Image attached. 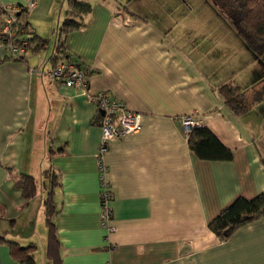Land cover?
Instances as JSON below:
<instances>
[{
  "label": "crops",
  "instance_id": "crops-1",
  "mask_svg": "<svg viewBox=\"0 0 264 264\" xmlns=\"http://www.w3.org/2000/svg\"><path fill=\"white\" fill-rule=\"evenodd\" d=\"M77 1L94 7L83 17L84 26L66 37L65 61L92 72L87 90L48 77L67 0L59 1V12H38L37 0L28 14L34 32L53 40L51 53L27 52L14 61L0 45V205L5 208L0 238L37 247L32 239L38 226L41 263H49L43 208L50 187L43 176L49 171L58 180L53 201L62 264H264V219L226 241L207 228L236 198L264 192V100L235 117L216 92L229 81L250 93L264 86V69L255 70L263 68L264 59H256L234 35L251 62L239 75L220 77L221 68L208 65L203 53L186 50L190 39L182 15L177 23L173 17L162 23L152 5L127 10L133 0ZM27 2L0 0V24L3 12L14 14ZM203 24L208 25L197 22L194 40L205 39ZM99 93L122 102L141 124L137 132L110 141L101 157L113 194L111 232L100 223V112L90 100ZM184 118L206 127L232 151L233 160L196 159ZM7 168L36 180L34 199L21 197ZM23 217L27 227L20 232L6 228L7 222L15 228ZM34 260L39 264L36 252ZM5 263L18 264L10 256Z\"/></svg>",
  "mask_w": 264,
  "mask_h": 264
},
{
  "label": "trees",
  "instance_id": "trees-1",
  "mask_svg": "<svg viewBox=\"0 0 264 264\" xmlns=\"http://www.w3.org/2000/svg\"><path fill=\"white\" fill-rule=\"evenodd\" d=\"M207 3L226 23L247 51L256 59H264V0H207ZM66 5V14L57 29L56 44L50 57L51 69L68 57L65 49L66 37L71 32L83 27V17L91 12L89 4L77 0H67ZM28 14L26 6L20 7L19 12L13 14L16 19L12 25L15 34L13 41L18 42L19 38L26 39L29 45L28 52H41L45 50L48 40L34 32L28 21ZM3 15L5 18L12 14L3 12ZM9 57L14 61H22L24 58V56L15 58L10 54ZM216 92L222 99L223 105L235 117L248 113L264 100V86L250 93L241 90L233 81H229L218 86ZM187 144L196 159L200 161L230 162L233 160L232 151L222 145L206 127L190 128ZM7 172L13 187L20 192L24 200L36 197L37 182L32 176L15 174L10 168H7ZM43 177L48 179L50 185L43 201L44 221L47 229L45 258L50 264H62L56 227L59 210L53 201V188L58 185V180L57 176L49 171ZM4 215L5 208L0 205V218ZM260 219H264V192L251 199L236 198L208 222L207 228L219 240L226 241L244 225ZM1 244L8 247L9 256L18 264H35L36 246L34 244L21 246L16 242L0 238Z\"/></svg>",
  "mask_w": 264,
  "mask_h": 264
},
{
  "label": "rangeland",
  "instance_id": "rangeland-1",
  "mask_svg": "<svg viewBox=\"0 0 264 264\" xmlns=\"http://www.w3.org/2000/svg\"><path fill=\"white\" fill-rule=\"evenodd\" d=\"M59 1L61 3L62 0H41L42 6L40 5L38 12H59L58 11L59 8L57 7V6H60ZM150 5H152L151 6L153 8L152 11L155 12L156 14V17H154L155 20H158L162 23L166 20L171 21L172 17H173V22L177 23L178 21L177 19H179V17L182 15V19L185 22L183 24L186 27L185 34L188 35L190 39V40H187L186 50H188V52L190 51V55H197L198 53L199 54L203 53V55L206 56L208 65L212 62V64H214L215 67L221 68L220 71L217 72L218 76L221 77L222 75L226 73L230 75H232L233 73H235L233 75H239L240 73H242V68H245L244 66H246V64H249L251 62L250 55L242 48L239 41L236 40L234 33L230 29L229 30L231 33L229 31H225L226 29L224 30V28H227L226 23L224 21L223 22L221 21L222 22L221 23L219 20L214 19V17H217V18L219 17L214 13L210 5L207 3V0H137V1L133 0L129 2L127 6L128 8L127 10L132 9L133 11L139 12L136 10L137 8L143 11L144 8H147ZM25 6L28 12H31V10L35 8V7L28 8L29 0ZM90 6L92 8L94 7V4L92 3L90 4ZM183 15H185V17ZM200 20L201 22L205 21V23L208 24V25L203 24L204 26H202L201 28V29H204L205 39L196 38L194 40L193 37L195 36L193 35V33L194 31H196L197 22ZM38 21H41V18H38ZM224 24L226 25L225 27H224ZM46 30H47V27L43 28L44 32H46ZM50 33H51L50 30L46 32V35H48L47 37H50V35H52ZM55 36H56V33H55ZM52 45H53V40L48 42L45 50H43L42 53H45V51H48L49 53H51L53 51ZM40 56H41V52H40ZM214 59H215V63H214ZM263 69H264V63H263V68L255 67L256 72L257 70L263 71ZM206 70L212 72L210 70V67ZM252 121L255 122V120H252ZM262 130H263V126H261L260 132ZM39 189L41 190L40 186H39ZM31 206H32L31 208L32 216L31 217L32 219H34L35 210H37L36 201L34 203L32 202ZM25 215L26 214H24V216ZM39 216H41L40 213H39ZM24 219L25 218L23 217V222L22 221L19 222L18 226H16L15 228H13L10 225V223L8 225V222H7L6 228L10 229L11 227L14 231L20 232L19 231L20 229L23 230L25 227H27V224H24ZM0 229H1V225H0ZM39 235H41V232H39V229L37 226L36 233L32 241L35 242V244L38 247V250L35 251L37 263L42 264L41 263L42 258H41V252H40L41 251V239L40 241L38 240ZM0 236L2 235L0 234ZM25 245H28V244H25ZM7 256L9 257L8 247L6 245L1 244L0 245V264H6L5 260ZM46 264H50V263H46Z\"/></svg>",
  "mask_w": 264,
  "mask_h": 264
},
{
  "label": "built area",
  "instance_id": "built-area-1",
  "mask_svg": "<svg viewBox=\"0 0 264 264\" xmlns=\"http://www.w3.org/2000/svg\"><path fill=\"white\" fill-rule=\"evenodd\" d=\"M36 0H29L28 8H34ZM16 9L15 12H18ZM15 17L12 15L6 16L0 27V45L13 57L19 58L24 56L28 50L29 45L26 39L19 38L18 42L13 41L15 36L12 30V25L15 22ZM6 42V44H4ZM90 70H82L78 65L70 61H62L48 72V77L67 88H80L87 90L88 77ZM90 100L97 106L100 112L99 127L101 130V141L97 155L98 170L100 176V223L101 227L107 232L112 229L109 226L111 220V209L109 204L112 201L113 194L104 179L105 166L102 162V155L107 151L110 141L130 135L137 132L141 128L140 116L133 114L124 108L122 102L112 100L107 94L99 93L90 97ZM182 125L185 129L194 127V122L190 118H184Z\"/></svg>",
  "mask_w": 264,
  "mask_h": 264
}]
</instances>
